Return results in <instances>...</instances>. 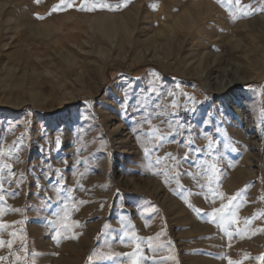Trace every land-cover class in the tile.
Wrapping results in <instances>:
<instances>
[{
    "label": "rangeland",
    "instance_id": "374dc122",
    "mask_svg": "<svg viewBox=\"0 0 264 264\" xmlns=\"http://www.w3.org/2000/svg\"><path fill=\"white\" fill-rule=\"evenodd\" d=\"M133 262L264 264V0H0V264Z\"/></svg>",
    "mask_w": 264,
    "mask_h": 264
},
{
    "label": "snow or ice",
    "instance_id": "6c2138e0",
    "mask_svg": "<svg viewBox=\"0 0 264 264\" xmlns=\"http://www.w3.org/2000/svg\"><path fill=\"white\" fill-rule=\"evenodd\" d=\"M230 2H231V0H230ZM235 2L237 3V4H239L240 3V0H235ZM101 7H107V5H101ZM161 139H162V137H161ZM171 154H169V156H170ZM173 159H175V158H173ZM228 207V205H222V207L221 208H219V209H213V212H212V214L213 215H216L217 213H223L224 211H225V208H227ZM133 264H135V262H133ZM230 264H231V262H230Z\"/></svg>",
    "mask_w": 264,
    "mask_h": 264
},
{
    "label": "bare ground",
    "instance_id": "6f19581e",
    "mask_svg": "<svg viewBox=\"0 0 264 264\" xmlns=\"http://www.w3.org/2000/svg\"><path fill=\"white\" fill-rule=\"evenodd\" d=\"M118 128V127H117ZM120 136V135H119ZM122 138V137H121Z\"/></svg>",
    "mask_w": 264,
    "mask_h": 264
}]
</instances>
